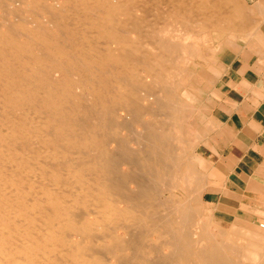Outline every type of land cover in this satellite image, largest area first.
Listing matches in <instances>:
<instances>
[{"label": "bare ground", "instance_id": "1", "mask_svg": "<svg viewBox=\"0 0 264 264\" xmlns=\"http://www.w3.org/2000/svg\"><path fill=\"white\" fill-rule=\"evenodd\" d=\"M253 15L240 0H0V264H264V225L193 221L205 160L185 103L196 32L240 39Z\"/></svg>", "mask_w": 264, "mask_h": 264}, {"label": "crops", "instance_id": "2", "mask_svg": "<svg viewBox=\"0 0 264 264\" xmlns=\"http://www.w3.org/2000/svg\"><path fill=\"white\" fill-rule=\"evenodd\" d=\"M243 1L254 13L250 18L255 19L256 26L237 45L226 48L234 52L223 62L214 84L222 106L212 114L221 134L210 143L209 157L214 170L233 178L226 183L230 189L226 186L224 194L246 192L240 189L243 178L249 179L244 182L247 188L250 180L264 177V0ZM205 195L212 198L218 192L207 187L203 198Z\"/></svg>", "mask_w": 264, "mask_h": 264}, {"label": "rangeland", "instance_id": "3", "mask_svg": "<svg viewBox=\"0 0 264 264\" xmlns=\"http://www.w3.org/2000/svg\"><path fill=\"white\" fill-rule=\"evenodd\" d=\"M240 2L246 7L243 0H240ZM197 33L199 32H196L195 42L198 53H196V50L195 53L189 57L188 60L191 62V65L186 66L189 70L191 82H189V85L185 88L187 90L186 93L190 96L189 102L186 101L185 103L187 107L192 106L190 109L192 108V110H194L192 117L188 120L186 125L188 126V130L194 132L193 134L198 136L195 135L198 141L195 146L191 148L193 149V153L191 151V157L198 156L200 162L201 160H205V164L203 163L204 167L199 163L200 173L206 176L204 179L206 189L208 187L212 191L218 192V195H213L212 198L208 195H205L204 198L200 196L198 200H196L197 202L194 201L191 204L192 211L197 214L196 217L194 216L195 219L193 221L200 224H202V222H207L212 232H217L218 230L230 231L233 223H243L244 221H246L245 223L248 222L247 225L259 229L260 226L264 225V177L256 180L257 183L254 179L247 182L249 191L246 188L247 185L244 184V182L249 179L246 180V178H243L240 189L246 192L224 194L222 191L226 189V183H229V179L233 178L228 179L227 176L222 175V171L214 170L213 159L209 157L212 150L210 143L216 139L217 135L221 134L220 124L217 122L214 123L212 114V111L215 110L214 115H216L217 108L222 106V98L214 87L215 80H217L220 74L223 62L228 60V55L234 52V49L230 51L226 48L230 47V45H237L239 43V38L232 37L225 42L224 40H220L217 36L215 37L213 33H209L211 36L209 35L204 38H201ZM200 49L202 50L201 52H199ZM183 81L184 80L180 81V83ZM206 125L210 128L206 129ZM187 189L184 187L180 190L176 189L173 192V196H175L176 199L178 198L181 203L185 204V201L188 199ZM227 189L229 190L230 187L227 186ZM163 195L164 197H170V193L167 192L162 193V196ZM208 200L211 202H208ZM217 200H219V202H217ZM242 235H244V233Z\"/></svg>", "mask_w": 264, "mask_h": 264}]
</instances>
